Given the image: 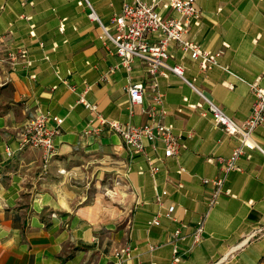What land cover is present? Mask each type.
Here are the masks:
<instances>
[{
    "label": "crops",
    "instance_id": "1",
    "mask_svg": "<svg viewBox=\"0 0 264 264\" xmlns=\"http://www.w3.org/2000/svg\"><path fill=\"white\" fill-rule=\"evenodd\" d=\"M166 1L158 10L177 16L164 7ZM88 2L111 27L124 0ZM197 5L200 25L185 38L219 52L227 70H204L191 52L170 45L169 64L182 65L199 92L174 73L159 77L165 123L174 126L186 147L159 162L160 170L152 174L146 156L132 155L118 134L95 131L100 127L96 113L79 101L84 95L109 119L145 124L151 92L130 116L125 89L129 81H149L143 61L134 59L130 71L122 65L85 0H0V56L26 48L33 61L32 66L4 65L0 73V264H264V153L246 148L238 160L241 169L225 172L218 158L230 157L240 141L216 125L204 99L238 122L251 114L249 84L258 81L264 88V0H197ZM25 15L32 19L20 18ZM197 103L203 106L190 107ZM39 110L64 118L56 154L47 164L43 150L19 147L23 126ZM252 135L264 150V126ZM147 151L162 161V146ZM111 175L121 182V205L85 203L87 183L101 184ZM224 175V187L233 195L220 196L207 214L202 240L194 243V227L208 210L212 190L204 178ZM170 204L176 206L174 218L164 214ZM157 214L160 223L150 224ZM180 226L185 237L176 240ZM126 245L132 253L119 263L116 252ZM176 254L180 261H174Z\"/></svg>",
    "mask_w": 264,
    "mask_h": 264
},
{
    "label": "built area",
    "instance_id": "2",
    "mask_svg": "<svg viewBox=\"0 0 264 264\" xmlns=\"http://www.w3.org/2000/svg\"><path fill=\"white\" fill-rule=\"evenodd\" d=\"M85 1L91 8L90 16L99 22L103 35L114 45L115 53L121 59L122 65L130 71L133 60L140 59L149 74L150 79L147 84L129 81L125 87L129 96L130 116L135 114V106L143 104L148 91L153 96V104L152 108L147 111L150 117L149 121L142 125H136L131 122L123 123L119 120L105 117L98 111L97 104L88 101L84 95H81L79 101L87 109L96 113L100 127L96 128L95 131L108 129L118 134L132 155L143 154L146 156L149 165L147 170L154 174L161 168L159 162H164L165 159L176 155L182 148L186 147L181 140V134L175 133L172 124L165 123L168 110L164 105V94L160 91L158 80L160 76L167 77L169 73H174L189 82L184 76V67L182 65L169 64L168 60L173 57L170 45L176 44L184 51L191 52L194 59H200L201 67L204 70L211 69L214 66L227 70V67L221 65L219 52L205 50L197 41L185 38V35L193 26L200 25L201 10L197 5V0H167L163 4L164 7L175 11L177 16L164 15L158 10V5L161 4L162 0H152L151 2L147 0H124L121 12L113 16L111 27L103 24L88 0ZM63 28L64 26H62ZM33 36H35V33ZM40 46L43 48L44 43L40 42ZM9 58L11 60L16 59V62H13L14 65L18 63L17 60L27 62V66L33 65V61L29 58V52L26 49L10 53ZM45 59L49 60L50 55H45ZM55 71L60 74L58 66H56ZM31 77L35 78L36 74ZM63 82L67 83L66 80H63ZM189 84L196 89L191 82ZM249 86L254 95L252 112L242 122L236 121L221 107L204 97L216 125L223 127L229 135L238 137L240 141V145L233 150L230 157L218 158L223 164L225 172L232 169H241L238 165V160L244 154L246 148H259L264 153V150L255 142L252 135L256 128L264 126V88L258 81L250 83ZM185 100L187 101V99ZM202 106V103L190 104L191 108H201ZM180 110L182 111V109ZM63 122L64 118L58 115L42 110L37 111L36 115L30 118L21 130L20 149L34 147L43 150L44 161L47 164L56 154L55 137L59 133ZM52 123H55L56 126H52ZM148 146L153 151L159 150V147L162 146V161H158L147 151ZM7 154L9 157L13 156L14 150L11 147H7ZM183 170V167L179 168V171ZM145 171L144 167H139L140 173ZM225 175L204 178V182L211 183L212 190L208 199V210L201 215L194 227V243H199L202 240L207 214L218 203L220 196L222 194L233 195L230 189L224 187ZM166 192L165 190L163 191V193ZM175 209V204H170L164 213L165 216L174 218ZM160 221L161 216L157 214L148 222L150 224H158ZM184 237L182 227H177L174 231V239L177 240ZM154 247L151 246L152 249ZM175 251L177 252V249ZM131 253L132 247L130 245L118 250L116 252L119 257L118 262H122L124 257L130 256ZM180 260V255L176 254L174 261Z\"/></svg>",
    "mask_w": 264,
    "mask_h": 264
},
{
    "label": "rangeland",
    "instance_id": "3",
    "mask_svg": "<svg viewBox=\"0 0 264 264\" xmlns=\"http://www.w3.org/2000/svg\"><path fill=\"white\" fill-rule=\"evenodd\" d=\"M21 19H27L31 20V16H21ZM31 27V35L33 36L34 34V24L30 25ZM20 49H26V48H19V49H9L7 53L3 56H0V73L3 72L4 70V65L11 66V67H16L18 65H28L27 62L17 60V64L14 65L13 62H16V59L11 60L9 58V54L12 52H16L17 50ZM28 51V49H26ZM5 66V67H7ZM8 70V69H7ZM96 181V180H95ZM121 182H119L118 178L111 176H105L104 180H102V183L100 184L97 182L89 181L87 185H89V192H86L87 194L84 196L83 201L85 203H88L90 205L99 203L101 200L103 201V204L109 205L113 209H117L118 205H121L120 201V196L118 194H115V192H118L119 186ZM121 188V187H120ZM89 214H93L91 211ZM123 215V213L120 214V216Z\"/></svg>",
    "mask_w": 264,
    "mask_h": 264
},
{
    "label": "bare ground",
    "instance_id": "4",
    "mask_svg": "<svg viewBox=\"0 0 264 264\" xmlns=\"http://www.w3.org/2000/svg\"><path fill=\"white\" fill-rule=\"evenodd\" d=\"M121 192V191H120ZM118 192H115V194H117ZM132 196V195H131ZM125 198V197H124ZM128 202H129V199L128 200H126V203L128 204ZM125 215V214H124Z\"/></svg>",
    "mask_w": 264,
    "mask_h": 264
}]
</instances>
